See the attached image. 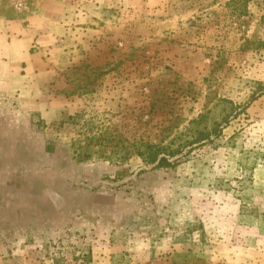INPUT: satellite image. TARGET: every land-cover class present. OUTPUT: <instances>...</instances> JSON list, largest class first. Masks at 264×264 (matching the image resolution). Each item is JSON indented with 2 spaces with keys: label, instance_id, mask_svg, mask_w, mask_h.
Segmentation results:
<instances>
[{
  "label": "rangeland",
  "instance_id": "1",
  "mask_svg": "<svg viewBox=\"0 0 264 264\" xmlns=\"http://www.w3.org/2000/svg\"><path fill=\"white\" fill-rule=\"evenodd\" d=\"M227 1L3 2L55 39L0 80V264H264V0Z\"/></svg>",
  "mask_w": 264,
  "mask_h": 264
},
{
  "label": "crops",
  "instance_id": "2",
  "mask_svg": "<svg viewBox=\"0 0 264 264\" xmlns=\"http://www.w3.org/2000/svg\"><path fill=\"white\" fill-rule=\"evenodd\" d=\"M5 1V0H4ZM0 0V80L4 81L5 78H9L11 74L15 75L17 72L12 71L16 63L25 62L26 66L30 69L33 67L32 60L35 59V54H31L29 51L30 41L37 38L40 44V50L45 51V44L51 42L55 37L52 32L53 29L49 27L51 24H46L43 27L42 32L35 27L29 25H24L23 19L14 18L10 14V10L6 9V4H3ZM40 7L37 11V15L32 17L33 19H28V22H41L40 12L44 8L45 3L43 0L40 2ZM43 21V19H42ZM43 22H56L52 19L44 20ZM58 22V21H57ZM36 25V24H35ZM47 34V35H46ZM40 51V52H41Z\"/></svg>",
  "mask_w": 264,
  "mask_h": 264
},
{
  "label": "trees",
  "instance_id": "3",
  "mask_svg": "<svg viewBox=\"0 0 264 264\" xmlns=\"http://www.w3.org/2000/svg\"><path fill=\"white\" fill-rule=\"evenodd\" d=\"M242 0H228L227 4H235L240 3ZM236 8V7H234ZM237 9V8H236ZM254 99V96H252ZM214 131L217 130L214 128ZM219 131V130H218ZM209 137V133H203L199 132V136L194 138V141H200L201 139H205ZM193 141H190L189 143H192ZM185 145L177 146L176 148H173L170 144H156V145H145L144 150H140L138 152V155L143 158L145 163L152 164L153 167H170L177 164L183 153V148ZM47 152L53 151V146L49 143L45 146Z\"/></svg>",
  "mask_w": 264,
  "mask_h": 264
},
{
  "label": "built area",
  "instance_id": "4",
  "mask_svg": "<svg viewBox=\"0 0 264 264\" xmlns=\"http://www.w3.org/2000/svg\"><path fill=\"white\" fill-rule=\"evenodd\" d=\"M6 2L16 14L22 15L29 12L32 0H6Z\"/></svg>",
  "mask_w": 264,
  "mask_h": 264
}]
</instances>
